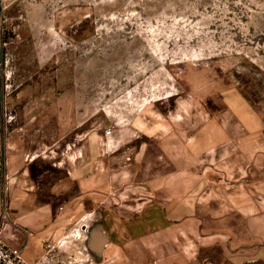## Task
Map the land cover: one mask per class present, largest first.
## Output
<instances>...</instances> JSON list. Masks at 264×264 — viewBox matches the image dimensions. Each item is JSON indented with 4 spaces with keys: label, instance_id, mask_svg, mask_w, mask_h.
<instances>
[{
    "label": "rangeland",
    "instance_id": "1",
    "mask_svg": "<svg viewBox=\"0 0 264 264\" xmlns=\"http://www.w3.org/2000/svg\"><path fill=\"white\" fill-rule=\"evenodd\" d=\"M2 9L1 242L33 264H264V0Z\"/></svg>",
    "mask_w": 264,
    "mask_h": 264
},
{
    "label": "built area",
    "instance_id": "2",
    "mask_svg": "<svg viewBox=\"0 0 264 264\" xmlns=\"http://www.w3.org/2000/svg\"><path fill=\"white\" fill-rule=\"evenodd\" d=\"M112 130L107 131L111 135ZM0 264H33L22 247H14L0 241Z\"/></svg>",
    "mask_w": 264,
    "mask_h": 264
},
{
    "label": "water",
    "instance_id": "3",
    "mask_svg": "<svg viewBox=\"0 0 264 264\" xmlns=\"http://www.w3.org/2000/svg\"><path fill=\"white\" fill-rule=\"evenodd\" d=\"M2 0H0V19H1V15H2Z\"/></svg>",
    "mask_w": 264,
    "mask_h": 264
}]
</instances>
